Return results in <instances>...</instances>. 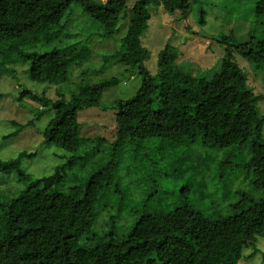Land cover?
Here are the masks:
<instances>
[{"label": "trees", "instance_id": "1", "mask_svg": "<svg viewBox=\"0 0 264 264\" xmlns=\"http://www.w3.org/2000/svg\"><path fill=\"white\" fill-rule=\"evenodd\" d=\"M73 4L106 37L125 21L120 60L126 70L137 71L141 83L132 97L111 105L110 142L82 134L79 117L81 109L100 106L118 77L86 84L69 98L21 90L20 100L28 97L41 106L37 117L53 111L45 144L69 154L50 175L34 178L23 171L26 186L13 198L0 188V264H237L255 255L254 239L264 236V116L255 85L231 46L255 61L258 72L264 70V0L254 7L248 41L222 37L227 47L211 76L179 66L169 42L158 54L156 71L147 65L142 35L152 9L180 10L186 18L192 0H137L131 8L127 0H0V69L22 58L32 80L45 83L55 75L68 82L71 66L91 55L90 45L31 49L62 33ZM246 146L251 155L243 162L237 156ZM25 154L0 158V171L18 170ZM239 168L262 192L253 197L238 190L242 197L229 203L226 188ZM169 180H186L174 205ZM189 192L210 198L211 205L199 208ZM225 203L232 214H222Z\"/></svg>", "mask_w": 264, "mask_h": 264}, {"label": "rangeland", "instance_id": "2", "mask_svg": "<svg viewBox=\"0 0 264 264\" xmlns=\"http://www.w3.org/2000/svg\"><path fill=\"white\" fill-rule=\"evenodd\" d=\"M137 0H127L131 8ZM258 0H192L191 13L184 18L180 10L169 14L163 6L152 9V16L148 27L142 35L144 45L148 49V67L156 71L158 68V54L160 50L170 43L178 54L177 64L195 74L211 76L218 70L221 58L225 54V43L220 42L223 36L233 35L239 42L250 39V31L255 20L254 7ZM65 28L62 33L52 41H42L31 50L45 52L57 47L70 44L91 46V55L80 65L74 64L69 70V81L64 83L53 75L49 81L40 83L30 77V64L27 60L18 58L7 66L8 69H0V158L9 160L16 158L21 152H26L20 163V168L12 172L0 171V188L3 196L13 198L26 186L21 179L23 171L34 178L50 175L64 160L62 156L69 154L64 149L55 145H46L43 132L53 117V111L49 109L41 117H37L39 103L26 97L19 99L23 88H29L39 94L49 97H59L61 93L69 98L76 91L81 92L82 86L89 83H98L113 76L119 78V83L105 89L100 106L87 107L80 110L79 120L82 123L81 132L85 135H101L106 141H112L114 137V110L111 105L115 100L132 97L141 83V77L137 71L126 70L120 60L122 50V37L127 26L125 21L119 25V31L113 36H105L102 29L91 28L92 18L85 13L81 6L73 4L69 13L63 18ZM205 39L212 41L207 45ZM231 53L236 61L248 73V80L255 85V91L259 95V106L264 116V70L257 71L253 60L244 58V55L234 46ZM229 53L228 55H231ZM59 80V82L57 81ZM104 107H107L106 109ZM31 122V123H30ZM264 136V124L261 129ZM224 150L220 151V157ZM251 153L246 146L237 158L245 162ZM123 164L121 168L125 167ZM22 172H21V171ZM125 173L126 170H123ZM231 187H227L231 194L229 203L235 202L242 195L236 191L250 192L253 197H259L261 190L256 189L246 178V170L239 168L231 178H235ZM171 190L175 192L169 197V203L174 205L180 200L183 185L186 180L175 182L169 180ZM214 182L210 180L209 190H213ZM224 190L220 189L219 193ZM226 191V190H225ZM202 191L201 194H205ZM192 202L204 209L211 205V199H202L199 194L188 193ZM233 212L225 203L222 214ZM129 223V222H128ZM255 248L258 251L252 257H242L237 264H264V236L254 239ZM252 248L246 249L247 255Z\"/></svg>", "mask_w": 264, "mask_h": 264}, {"label": "built area", "instance_id": "3", "mask_svg": "<svg viewBox=\"0 0 264 264\" xmlns=\"http://www.w3.org/2000/svg\"><path fill=\"white\" fill-rule=\"evenodd\" d=\"M205 42L207 45H211L212 44V41L210 39H205Z\"/></svg>", "mask_w": 264, "mask_h": 264}]
</instances>
